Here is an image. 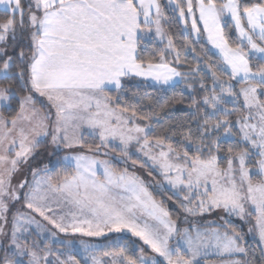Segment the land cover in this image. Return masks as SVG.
I'll list each match as a JSON object with an SVG mask.
<instances>
[{"label":"snow or ice","instance_id":"6c2138e0","mask_svg":"<svg viewBox=\"0 0 264 264\" xmlns=\"http://www.w3.org/2000/svg\"><path fill=\"white\" fill-rule=\"evenodd\" d=\"M167 4L185 25L186 14L191 15L190 27L197 38L201 35L197 20L202 21L208 41L220 53L219 61L205 59L203 68L192 69L197 74L206 69L212 86L201 77L205 94L201 100L193 96L189 104L195 128L183 132V141L175 146V132L153 141L150 126L130 127L136 113L126 118L123 113L128 109L114 106L116 97L110 94L127 91L125 78L151 79L161 85L184 79L165 55L175 53L180 63V53L162 23L168 16L161 0H26L23 4L0 0L4 13L0 108L11 110L13 101L19 105L15 115L0 112V264H102L91 254L94 246L84 240L82 256L73 241L62 242L66 253L53 252L48 244L47 251L38 252L36 239L29 243V237L43 232L52 237L57 232L82 237L128 232L156 254L149 259L144 248L138 257L122 248L106 251L103 255L112 258L110 264H211L210 254L220 258L216 264H250L239 258L247 256L248 249L242 231L229 220L221 217V223L205 226L192 223L181 231L139 176L127 168L116 169L109 160L83 153L67 155L57 163L71 172L54 177L50 166L43 164L30 168V180L23 178L13 185L20 166L33 159L49 136L54 146L92 151L93 145L85 143L87 135L99 141L97 152L112 145L129 160L128 148L135 142L172 189L187 193L179 205L185 213L197 216L222 209L241 220L254 218L264 243V0H198L196 5L193 0H167ZM229 22L238 33L235 46L229 42ZM150 34L164 44L152 46L158 60L153 54L145 56L141 47ZM37 94L46 98L47 114L35 107ZM237 112L235 121L228 119ZM221 130L231 143L221 144L217 135ZM15 204L29 211L17 209L9 219L10 205ZM173 238L176 244L170 246Z\"/></svg>","mask_w":264,"mask_h":264},{"label":"trees","instance_id":"16d2710c","mask_svg":"<svg viewBox=\"0 0 264 264\" xmlns=\"http://www.w3.org/2000/svg\"><path fill=\"white\" fill-rule=\"evenodd\" d=\"M25 2V0H22V4ZM247 2L255 3L258 2V0H248ZM161 3L165 4L164 11L168 16V21L163 22V26L164 29L171 34L175 49L180 53V63H176L175 53L170 51L166 52L165 55L172 65L183 74L184 79H181V82L178 85L155 86L137 78H125L124 84L127 91L121 94L113 91L110 94L116 97L113 101L114 106L119 104L121 108H127L128 111L125 113L128 115H131L133 112L136 113L134 118L139 126H150L154 129L153 136L150 137L151 139H155L156 136L161 135L168 136L172 132H175L176 135L172 137L173 144L175 146L177 141H183V132H186L189 127L193 129L195 128V122L189 119L194 111L189 107V104L191 103V98L193 96H195L197 100H201L205 94L204 90L200 88L201 77H203V82L209 88L212 86L211 74L207 73L206 69L204 72L199 74L192 71V69H195L197 66L203 68L202 61L205 59H207L209 63H215L219 61V59L208 50L203 41H195L190 35H185L182 31V26L177 19L176 13H173L171 9L167 7L165 0H161ZM3 15V11L0 10V18H2ZM228 37L229 42L234 45L236 37L233 34V31H231L230 25L228 26ZM153 45H155V48L163 47L157 44L153 39L145 42V45H142L141 47L145 56L153 54L157 56L158 60L159 57L158 54L155 53L154 48L152 47ZM192 49H195V51ZM223 79H228V77L225 75L223 76ZM0 83L4 82L0 81ZM184 85H191L190 93H185L183 91ZM133 93L136 94L133 95ZM39 101L40 98L37 94L36 106H41ZM228 107L233 106L228 105ZM18 110V103L13 101L11 110H5L2 108L1 112H3L5 116H9L15 115ZM242 111L243 108L241 106L240 112ZM240 112L237 113L240 114ZM142 117L147 118L144 119ZM181 123H185L183 128L180 127ZM222 132L223 131L221 130V132L217 133V135L221 136ZM220 142L222 145L225 143H231L222 140H220ZM112 165L118 170H122V168H124L123 165ZM144 169L153 179V190H155L153 192L154 197H157L158 199L163 198V200H161L163 202V206L165 208L169 207L168 211L172 213L173 219L177 221L180 220V216L183 214L184 210L179 205L182 200V196L187 193L174 195L167 189H159L160 178L150 170V167L146 166ZM66 171L71 172V169H65L63 163H60L55 167H52L50 175L55 177L57 174H64ZM156 191H161L162 193L160 192V194H158ZM197 224L205 226L208 225V222L205 220L197 222ZM232 224L235 225L238 230L242 231L244 237L243 243L248 249L247 256L239 258L250 262V264H264V256L259 244L253 240L252 237L250 239H246V236L248 238L247 226L243 225V228H240L237 223L232 222ZM128 239L131 240L133 237H128ZM134 256H136V254Z\"/></svg>","mask_w":264,"mask_h":264},{"label":"rangeland","instance_id":"374dc122","mask_svg":"<svg viewBox=\"0 0 264 264\" xmlns=\"http://www.w3.org/2000/svg\"><path fill=\"white\" fill-rule=\"evenodd\" d=\"M165 1L167 3V0H165ZM247 1L248 0H245V2H247ZM193 3H194V5H196L198 3V0H193ZM167 7L169 9H172L173 6L167 4ZM0 10H2V6H0ZM194 11L196 13V16L198 17V15H199L198 8L194 7ZM176 15H177V19H178L179 23L182 26L183 33L185 35H190L191 37L194 38L195 41H198V40L203 41L206 44L208 50L220 60L219 51L217 49H215V47L208 41L207 33L203 32L202 21L197 20V24L201 28V35L199 36V38H197L196 33L194 31H192L191 27H190L191 18H192L191 15L186 14V17H187L188 22H189L188 25H185L184 22L178 18V13H176ZM225 19H227V18H225ZM229 25H230L231 31H233V34L236 37L238 35L236 29L231 24V22H229ZM152 39L155 40L157 44L164 47V44H162L158 39L153 38L151 34L146 38L145 42L150 41ZM233 46H235V45H233ZM225 80H227V79H225ZM174 81H176V80H174ZM178 81L181 82V78H179ZM232 83H235V82L232 81ZM236 87L238 88L239 85H236ZM183 91L185 93H190L191 88L187 85H184ZM39 98H40L39 102H40L41 106L35 105V107L38 109H43L44 113L47 114L49 112L48 102H47L46 98H43V97H39ZM229 105L233 106L232 104H229ZM228 108L230 111L233 109V107H228ZM50 111L52 112L53 119H54L55 110L51 109ZM123 115L126 118L131 116V115H128L126 113H123ZM238 115H239L238 113H235L232 116H229L228 119L235 121V119L237 118ZM223 118L224 117H221V119H223ZM135 120L136 119L133 118L130 121V123H129L130 127L137 125ZM233 131H235V129H233ZM150 140L154 141V139H151V138H150ZM220 140L231 142L232 138L226 137L222 132V134L220 136ZM85 143L86 144H92L93 150L89 151L87 149V147H84V148L73 147L71 149L64 148L63 145H60L59 147H57V146H54L51 144V137L49 136L48 138H46L45 142L40 145V147L38 148L33 159L30 160L27 165H21L20 166V171L13 176V180H12L13 185H15L18 181H20L23 178H28L30 180L31 179V176H30V168L31 167L42 166L43 164H48L50 166V169H52V165H58L57 161L59 158H62V157L67 156V155H76L79 153H83L86 155L95 156L97 159L109 160L111 162V164L123 165L124 168H122V170L127 168V170L130 173H134L135 175L139 176L144 181L145 185L148 187V190L154 196L153 192L155 190H153V186H154L153 179H152V177H150V175L144 169V167L148 166V167H150V170L152 172H154L156 174V176H158L160 178V182H159L160 186L157 185V186H159V189H167V190L171 191L174 195L179 194L176 190L171 188V186L167 183V181L161 175L159 169L152 166L151 161H149L147 159V157H145L143 155V153L139 151V145H137L135 142H133L128 148L129 155L132 156L131 160H129L126 156L122 155L119 150L113 151L112 145H109L106 148L102 147L100 149V151L97 152L95 149H96V145L99 143V141H93L90 136H87V135L85 136ZM153 151L156 152L158 150L154 149ZM104 153H109L110 155H105ZM134 160H136V163H133ZM160 192L156 191V193H158V194H160ZM155 198L157 199V201L163 200V198H161V199H158L157 197H155ZM184 203H187V202L185 201ZM191 206L194 207V205H191ZM17 209H19L20 211H23V212L29 211L28 209L24 208L21 204L10 205L9 219H11V213L15 212ZM166 209L168 210L169 207ZM33 215H36V219L41 221V223H46L37 214H33ZM185 217H187V222H185ZM221 217H224L225 219L229 220L231 223L232 222L237 223L240 228H243V225H246L247 231H248V238L246 236V239H250L251 237H254L253 233L255 231H257L256 227H255L254 218H246V220H241L240 218H238L234 215L233 216L227 215V213H225L222 209L213 210L209 213H204L203 215H197V216H189L187 213H185L183 211V214L180 216V220H178V221L176 220V221H177L178 227L182 231L185 227H188L192 223L197 224V222H202L205 220H206V222H208V224H209V222H215L216 224L221 223L222 222ZM144 219H148V218L144 217ZM5 227H9V226H5ZM49 227H51V226L49 225ZM32 228H33V230H35V225H33ZM250 228L252 229V231H249ZM53 231H55V229H53ZM128 237H133V239L130 240V239H128ZM32 239H36V242L38 244V248L36 250L38 252H41L42 250L47 251L48 249L45 247V245L48 244L53 252L66 253V252H68V248L65 247V244L62 242L73 241L76 249L78 251H80L81 256L83 255V252H82V248L80 245V241L84 240L87 243H89L90 245L94 246L91 249V254L99 257L100 260L102 261V264L104 261H108L110 264L111 259H112L111 257L104 256L103 255L104 252H106V251H109V252L119 251L121 248L124 249V251L127 254L133 255V256L136 254L137 257L140 255V251H139L140 248H144L146 258L150 259V258L156 256L155 253L151 252V250H150V248H148V246L143 244V241H141L138 237H135L131 233H128V232L108 233L104 237H82L79 234L72 236V235H65V234L59 233V232H57L56 237H52L49 232H43L38 237H36L35 235L29 237V243H31ZM176 239L177 238H173L172 240H170V242H169L170 246H175ZM131 242H132V244H131ZM215 257H217V256H215L214 254H210L207 257V259L211 262V264H216V262L219 259L215 260L214 259ZM52 258L53 257H49V259H52ZM61 258H64V257L62 256ZM78 258H80V256H78ZM234 258H237V257H234ZM117 259H119V258H117ZM157 259L161 260V261L163 260V258H160V257H157Z\"/></svg>","mask_w":264,"mask_h":264},{"label":"crops","instance_id":"0c3cea01","mask_svg":"<svg viewBox=\"0 0 264 264\" xmlns=\"http://www.w3.org/2000/svg\"><path fill=\"white\" fill-rule=\"evenodd\" d=\"M131 78H137V79H140V80H143V81H146V82H148V83H150V84H152V85H155V86H170V85H178L180 82L178 81V77L177 78H175V80L176 81H172V82H170L168 85H161V84H158V83H156L155 81H152L151 79H144V78H140V77H131ZM1 110H2V108H0V112H1ZM254 235V237H252L253 238V240H255L258 244H259V246L261 247V249H264V243H262L260 240H259V236H258V233H257V231H255L254 233H253ZM263 252V256H264V251H262ZM234 258V257H233ZM215 260H218V259H220V258H218V257H215L214 258Z\"/></svg>","mask_w":264,"mask_h":264}]
</instances>
